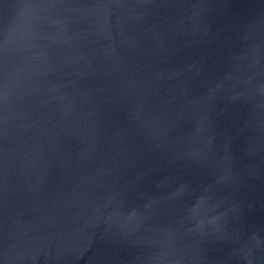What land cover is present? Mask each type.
Returning a JSON list of instances; mask_svg holds the SVG:
<instances>
[{
    "label": "water",
    "instance_id": "1",
    "mask_svg": "<svg viewBox=\"0 0 264 264\" xmlns=\"http://www.w3.org/2000/svg\"><path fill=\"white\" fill-rule=\"evenodd\" d=\"M0 264H264V0H0Z\"/></svg>",
    "mask_w": 264,
    "mask_h": 264
}]
</instances>
